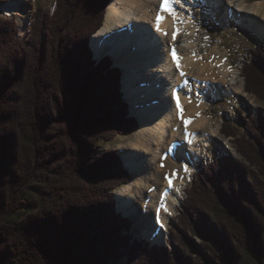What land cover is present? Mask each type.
I'll return each instance as SVG.
<instances>
[{
  "label": "trees",
  "instance_id": "obj_1",
  "mask_svg": "<svg viewBox=\"0 0 264 264\" xmlns=\"http://www.w3.org/2000/svg\"><path fill=\"white\" fill-rule=\"evenodd\" d=\"M111 2L38 7L23 39L0 13V264H264L262 113L222 124L240 159L197 169L167 246L136 239L117 212L114 192L132 177L99 145L140 126L123 71L110 57L96 62L90 47ZM249 54L244 91L264 102V48Z\"/></svg>",
  "mask_w": 264,
  "mask_h": 264
},
{
  "label": "bare ground",
  "instance_id": "obj_2",
  "mask_svg": "<svg viewBox=\"0 0 264 264\" xmlns=\"http://www.w3.org/2000/svg\"><path fill=\"white\" fill-rule=\"evenodd\" d=\"M163 4L164 0H113L90 46L96 60L110 56L123 71L122 90L140 124L133 141L120 146L132 181L115 191L118 212L132 220L133 232L154 245L167 242L169 223L197 165L216 144L229 150L208 101L243 94L244 86L237 81L240 70L229 53L210 49L209 40L197 30L198 18L222 16L227 24L233 20L264 41V1L176 0L171 6L182 23L161 11ZM1 9L20 19L25 15L14 3ZM158 14L163 17L159 29ZM26 24L22 19L25 30ZM176 27L180 32L173 40Z\"/></svg>",
  "mask_w": 264,
  "mask_h": 264
},
{
  "label": "rangeland",
  "instance_id": "obj_3",
  "mask_svg": "<svg viewBox=\"0 0 264 264\" xmlns=\"http://www.w3.org/2000/svg\"><path fill=\"white\" fill-rule=\"evenodd\" d=\"M18 1L21 2L22 5L19 6L18 5L19 2L18 3L9 2V3H14L15 5H18L20 9L24 10L25 15L22 19L27 23L26 24L27 25L26 30H25V28L23 29L21 27V20L22 19H20V17L17 14H15V13L11 14L10 12L4 11L3 9H1L2 10L1 12L3 13V16L16 19V23L19 26L20 38H22V36L27 31L30 32V30H31L30 25L33 21V14L38 7H43L44 9H46L47 11L50 12L55 8V5H56V0H18ZM247 1H248V4L255 2L254 0H247ZM9 3H7V4H9ZM4 6H2V7H4ZM219 13H220V11L217 12V15H219ZM197 30H199V32L201 34H203L205 39L209 40L210 49L218 47L219 48L218 50L220 52H222V53L224 52V54L229 53V57H230L231 61L233 62L234 68L237 70H240V76L237 78V81L239 82L240 85L244 86V80L241 77V71H242V67L246 63L247 58H252L249 54V50H252L256 47L264 48V41L259 39L256 36V34H254L250 29H247L244 26L237 25L236 23H234L233 20L230 22V24H227L223 20L222 16H220V18H218L217 20L214 19L211 15H209L207 18H198ZM90 46H91V42H90ZM208 105L210 107L209 113L214 117V119L216 121L215 126L216 127L220 126L221 128H222V124L226 121H232V122L237 123L239 121V113L245 112L247 109H249L248 112L250 114L252 113L253 115H255V114L262 113L264 115V102L259 101L254 96L246 94L244 91V88H243L242 98L233 97V98H228L227 100H225V99H218V100L210 99L208 101ZM237 124H239V123H237ZM139 126H140V124H139ZM134 136H135V133L130 135V136H119L116 139H114L112 142H102L99 145V149L101 152L108 151V150H115L121 155L120 146H126L127 144H129L135 138ZM223 138H225V137H223ZM225 140L229 141V143H230L229 150L223 151L216 144L214 147H212V149H213L212 153H209L207 158L203 159L197 165L196 170L199 167H201L205 164H209L215 159H220L221 157H223L225 155H231L235 159H240L239 156L237 155L236 149L233 146V144L231 143V141L226 139V138H225ZM125 168H126V166H125ZM128 172H129V170H128ZM130 175H131V173H130ZM131 177H132V175H131ZM191 184L192 183H190L187 186H190ZM187 186H185V188ZM185 188H184V190H185ZM184 190L182 192L181 201L184 198ZM114 195H115V192H114ZM137 204H139V203H137ZM116 207H117V202H116ZM180 208H181V205L177 208V214L174 216L172 221L169 223V229H170L172 223L174 222L175 218L179 215L178 210ZM117 212H118V208H117ZM118 213H121L122 215H124L122 212H118ZM127 218H129V217H127ZM169 229H168V231H169ZM131 232H132V235L136 239H138L140 241H145V242L151 244L148 240H146L144 238H140V236L136 232H133V229L131 230ZM169 240L170 239H169V232H168L167 242L163 245H158V246H160V247L167 246ZM198 241L200 242V239ZM111 264H126V261H122V262H118V263H111Z\"/></svg>",
  "mask_w": 264,
  "mask_h": 264
},
{
  "label": "snow or ice",
  "instance_id": "obj_4",
  "mask_svg": "<svg viewBox=\"0 0 264 264\" xmlns=\"http://www.w3.org/2000/svg\"><path fill=\"white\" fill-rule=\"evenodd\" d=\"M176 2V0H164V4L161 6V11H167L169 12L170 15H172L174 21H178L180 23L183 22L182 19H180L176 13V11L172 8V4ZM163 19L162 16H160L159 14L156 17V24H157V28L159 29V25L161 20ZM180 29L178 27H176L175 31L173 32V40L176 39V36L179 34ZM173 55V59L176 61L177 63V67L179 68V57H177L175 50H173L172 52ZM183 75V73H181ZM177 107L181 108L180 104H179V99L177 98ZM182 108H181V113H182ZM185 123H190V121H185ZM169 183L171 184V181H169Z\"/></svg>",
  "mask_w": 264,
  "mask_h": 264
},
{
  "label": "built area",
  "instance_id": "obj_5",
  "mask_svg": "<svg viewBox=\"0 0 264 264\" xmlns=\"http://www.w3.org/2000/svg\"><path fill=\"white\" fill-rule=\"evenodd\" d=\"M9 1H10V2L18 3V2H17L18 0H9ZM19 4L22 5V3H19ZM1 11H2V10H1V8H0V13H2Z\"/></svg>",
  "mask_w": 264,
  "mask_h": 264
},
{
  "label": "water",
  "instance_id": "obj_6",
  "mask_svg": "<svg viewBox=\"0 0 264 264\" xmlns=\"http://www.w3.org/2000/svg\"><path fill=\"white\" fill-rule=\"evenodd\" d=\"M116 67V66H115ZM130 116H131V114H130ZM132 117V116H131ZM124 216V215H123ZM124 217H126V216H124ZM132 233V232H131ZM152 246L154 245V244H151Z\"/></svg>",
  "mask_w": 264,
  "mask_h": 264
}]
</instances>
